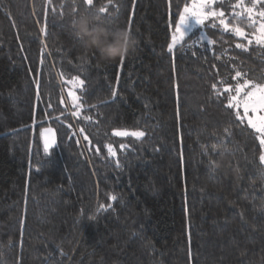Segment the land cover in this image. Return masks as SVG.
Listing matches in <instances>:
<instances>
[{
	"label": "trees",
	"instance_id": "trees-1",
	"mask_svg": "<svg viewBox=\"0 0 264 264\" xmlns=\"http://www.w3.org/2000/svg\"><path fill=\"white\" fill-rule=\"evenodd\" d=\"M191 1L0 0V264H264V146L224 92L264 83V44L209 20L170 53ZM253 2L211 7L256 33ZM85 9L113 30L131 23L123 66L81 47ZM202 33L215 43L193 44Z\"/></svg>",
	"mask_w": 264,
	"mask_h": 264
},
{
	"label": "snow or ice",
	"instance_id": "snow-or-ice-1",
	"mask_svg": "<svg viewBox=\"0 0 264 264\" xmlns=\"http://www.w3.org/2000/svg\"><path fill=\"white\" fill-rule=\"evenodd\" d=\"M84 2L86 5L92 6L94 0H84ZM108 2L111 3L112 0H108ZM215 2L216 0H192L190 6L188 4H185L183 11L179 14V24L175 27L174 32L172 34L171 43L168 45V51L170 53L176 49L177 45L183 44L188 32L198 27L203 29V27L205 26V22L209 20L212 21L218 20L219 25H221L226 32H234L237 36L244 37L245 39H247V36L240 27H230L228 22L225 19H223L225 13L222 9L217 11L211 7V5H213ZM260 2L261 0H254L253 7L246 8V12L248 14L246 19L252 20V14L254 8L256 4ZM48 3L50 4L51 0H48ZM241 4H242V0H238V3L234 5V7L239 8L241 7ZM53 11H55V9H53ZM98 12L103 14L107 12V9L105 7H100L98 9ZM46 15L47 13H45V18ZM243 15L244 13H233L234 18L236 16H243ZM258 15L261 18H264V10H261L258 13ZM211 26L215 28L217 27V24L213 22ZM73 28H74V23H73ZM127 28L129 31H131L132 28L131 23L128 24ZM41 32L46 33V26L41 28ZM205 40H208V37L206 33H202L199 37V40L194 41L193 44L203 43ZM208 42L215 43L214 41L211 40H208ZM256 42L258 44H264V24L260 25L259 35H256ZM248 43L251 44L252 41L248 40ZM191 46L192 45H189V47ZM236 47L245 48V45L237 44ZM123 63H124V57H121L120 59L121 66H123ZM235 75L236 77H241L242 75H246V74H242L238 70L236 71ZM72 82L80 87H82L84 83L82 80L79 79V77L74 78ZM212 87L213 89H216L215 84H213ZM246 88L248 89V91L245 92L244 90ZM224 92H234V94L225 97V99L227 100V107L229 109L236 110L237 119L242 123H244L246 127L254 130V134L259 140L260 145L264 146V83H255L252 80L244 79L243 83H238L235 89H232L230 87L225 88ZM217 94L223 95V92L218 91ZM69 95H72L74 97V100L77 101V103L74 105L77 108V111L73 112L72 115L79 116L80 115L79 110L83 107V105L78 103L79 98L76 97L74 93L70 92ZM113 95H115V93H113ZM93 107L95 106L93 105ZM241 109L243 110L242 114L240 111ZM83 119L91 120V117L84 116ZM69 127H71V125H69ZM79 131L83 132L84 130L81 128ZM225 131H227V129ZM113 134L116 136L132 135L137 138H141L145 135V133L142 131L128 133L126 131H120V130H114ZM85 139H87L86 136ZM53 144L54 141L50 143L48 140H45V144H44L45 152H48V150L53 146ZM107 147L109 154L115 156L116 152L112 149V146L108 145ZM121 147H123V145H121ZM96 151L98 152L99 148H97ZM259 159L261 163L264 164V153L260 155ZM117 165H119L118 161H117ZM111 199L116 200V196H111ZM101 207L104 206L101 205Z\"/></svg>",
	"mask_w": 264,
	"mask_h": 264
},
{
	"label": "clouds",
	"instance_id": "clouds-1",
	"mask_svg": "<svg viewBox=\"0 0 264 264\" xmlns=\"http://www.w3.org/2000/svg\"><path fill=\"white\" fill-rule=\"evenodd\" d=\"M75 35L85 52L95 51L105 62H116L135 50L139 41L127 27L116 30L101 22L97 14L82 10L73 19Z\"/></svg>",
	"mask_w": 264,
	"mask_h": 264
},
{
	"label": "rangeland",
	"instance_id": "rangeland-1",
	"mask_svg": "<svg viewBox=\"0 0 264 264\" xmlns=\"http://www.w3.org/2000/svg\"><path fill=\"white\" fill-rule=\"evenodd\" d=\"M192 3V1H191ZM191 3L189 4V6L191 5ZM212 6V5H211ZM214 9V8H213ZM218 21V20H217ZM219 22V21H218ZM178 24H179V21H178ZM177 24V25H178ZM261 24H264V23H260ZM260 25H259V29H258V32L256 33H248L246 31H244L245 35L247 36V39L249 40H255L256 41V35H259V31H260ZM174 32V31H173ZM191 32V31H190ZM189 33V32H188ZM187 33V34H188ZM173 34V33H172ZM172 38V37H171ZM171 43V41H170ZM245 91V90H244ZM248 91V90H246ZM243 95V94H242ZM251 115V113H250ZM41 140H42V143H43V146L45 144V140H48L50 143L54 141V144L56 143V133H55V130L52 126H45L42 131H41ZM53 144V145H54Z\"/></svg>",
	"mask_w": 264,
	"mask_h": 264
}]
</instances>
